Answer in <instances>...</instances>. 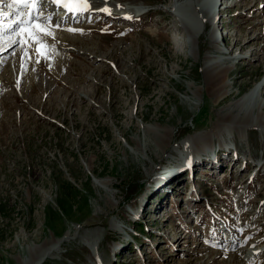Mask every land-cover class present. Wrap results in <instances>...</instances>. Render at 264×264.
Listing matches in <instances>:
<instances>
[{"label": "rangeland", "instance_id": "rangeland-1", "mask_svg": "<svg viewBox=\"0 0 264 264\" xmlns=\"http://www.w3.org/2000/svg\"><path fill=\"white\" fill-rule=\"evenodd\" d=\"M112 1L153 11L73 16L54 31L91 41L39 39L25 65L15 46L0 55V264H34L48 251L41 264H264V253L251 262L236 253L264 231V88L245 99L264 83V0ZM209 57L231 67L219 101ZM231 107L253 109L248 131ZM214 134L198 154L195 142ZM189 160L195 193L192 177L170 170ZM67 180L75 188L62 198ZM136 209L137 224L155 228L138 248Z\"/></svg>", "mask_w": 264, "mask_h": 264}, {"label": "bare ground", "instance_id": "bare-ground-1", "mask_svg": "<svg viewBox=\"0 0 264 264\" xmlns=\"http://www.w3.org/2000/svg\"><path fill=\"white\" fill-rule=\"evenodd\" d=\"M8 1L9 0H0V19H2V20H4L5 18H9L8 12L5 11L3 9V7H2L3 5H5L6 3H8ZM38 1L43 6L44 11L46 10V12H44V13H48L47 11L51 10V12L48 15V17H50V16L53 17L51 20H54V21H56L55 20L56 18L58 19V21H61V20L63 21V18H64V20L65 19H71V17H73V16H77L78 17L80 14H83V16L86 17L90 13H96V14H100V15L105 14V13L106 14L108 13V14H110L112 16L116 14V15H119L122 18V20H129V19L131 20V19H135L134 17L142 16L143 15V13H142L143 11L140 10L139 8H137V7H131V6H129L132 9L129 10V11H127V7H126L127 5H121V6H119L117 2L115 3L112 0H87L88 7H84L85 10H82L81 11V10L74 9L73 11H69L68 8L67 9L63 8L64 10H62V11H65L64 14H61V12H60V9H61L60 7L61 6L59 5V3L57 1H55V0H38ZM95 7H97L96 8L97 10H94ZM123 7H124V9H122ZM53 10L54 11L55 10L57 11L56 14H53L54 13ZM120 11H124V14H121ZM149 11H153V10H148V11H146V13L148 14ZM58 14H60V15H58ZM206 15L208 16V14H206ZM46 17H47L46 15H43L40 18V20L45 21L46 20ZM23 20H24V17L23 16H19V17L15 18L14 20H10V22H13V23L10 24L7 27V30L4 29L0 25V27L3 29V32L2 33H4V34L5 33H10V34H7V36L5 38H3V39L0 40V45L2 46V47H0V55L2 54L1 57H4L5 56V53H8L12 49V47L13 46H16L18 43L21 44V46L19 47V50L20 49L22 50V48L24 46H30L31 43H32V38L33 37L36 38V36L37 37L40 36L41 37L40 39L43 38L45 40L44 42H48L50 45H56L57 44V43H55L56 40H60L58 42H60L61 44H65L67 41H70V39L77 40V41H81L82 44L85 43V42H87L88 39L90 40V38H88V39L86 38L87 40H85V38L84 37H81V35H74L73 33H68V32L67 33L66 32H63V34L61 32L60 33H56V31L49 29V27H47L45 25H42L41 26V28L44 29V31L38 30L37 27H33V29L27 28L25 30V32L22 31L23 30L22 27L20 28V30H17V26L19 25V22H22ZM6 22L7 21L3 22V24H6ZM52 25H54L53 22H52ZM69 29H71V28H69ZM45 31L46 32H50L51 35L44 34ZM201 34H202V32H200V30H199L197 32V37L199 38L201 36ZM84 36H85V34H84ZM86 37H88V36H86ZM42 44L44 45V43H40L39 45L41 46ZM95 46H94V48H95ZM247 46H248V44L247 43H244L243 45L240 46V49L241 50H244V49L247 48ZM89 47H90V45H89ZM42 48H43V46H42ZM220 51H221V49H220ZM228 51H229V49H228ZM228 51L222 49L221 52L222 53L223 52H227L228 53ZM209 61L207 62L208 64H207V67H206V76H207L206 81L208 82V85H210V87H208V88H211L213 90V93L217 94L216 97H217V100L219 101V100H222V99L226 98L230 94L229 84H228V78L231 76V67L229 65L225 64V62L222 59H220V60H213V57H209ZM259 88H260V90H259ZM263 88H264V83L261 86L259 85V86L255 87L254 89H251L247 94H245V95H247V97H245V99L248 98L250 100L253 97V95L255 93H257L258 90L262 93ZM199 92H202V89L199 90L198 93ZM247 104H249V103H247ZM263 110H264V106L261 107V110H258L259 113L257 115V119H258L257 120V123L260 124V125H262V126L264 125V115L262 113ZM252 111H253V109H248V108L244 109L242 107L241 108L240 107H237V108L231 107L229 109V111H228L229 112L228 116H229V118H231V121L234 124H236V123L239 124L240 123L239 124V127H240L241 124L244 125L243 127L246 126L247 127V131H248V128L250 127L248 123H250L251 120H252V118H253ZM249 114H252V115H249ZM252 124H253V122H252ZM214 138H215V134L214 135H210L205 140H202V141H199V142H195L196 143V146L199 147V149H197L198 154H201V153L204 154L206 150L208 151V148H213L216 143L214 142V143H211L210 144V140L211 139H214ZM206 141L209 142L208 143V146L207 145L206 146H202L203 144H205ZM231 151H233V150L231 149ZM221 154H223V153H221ZM192 160H194V159H192ZM192 160H191V165H192ZM246 161L248 162L246 166H248V164H251V161L250 160H247V158L243 162L245 163ZM253 164H254L255 167L256 166L258 167L257 172L263 166V164L260 165V166L259 165H255V163H253ZM251 166H252V164H251ZM243 168H244V165H242V170H244ZM163 174H164V172L162 173V176H163ZM107 183H108V181H107ZM96 217H97V219L100 218L99 216H96ZM234 241L232 240L230 242L233 243ZM229 245H230V243H229ZM233 246H234V243L232 244L231 248H224V251L222 252L223 255H224V253H226V255L227 254H229V255L232 254V252L231 253H228L227 251L230 250V249H232ZM49 252L50 251L41 253L37 258L34 259L35 260L34 261L35 263L34 262L33 263L34 264H41V263H43L47 259V257L50 256L49 255ZM236 253H237V255L239 256V258L242 261L251 262L250 260L253 261V259L257 258L259 255H261L262 253H264V251L261 249V247H257V249L255 248V250L254 249H251V250L249 249V250H244V252L241 249L240 250L238 249ZM229 255L226 256V258H228ZM225 260H227V259H225ZM246 263L247 262L242 263V264H246Z\"/></svg>", "mask_w": 264, "mask_h": 264}, {"label": "trees", "instance_id": "trees-1", "mask_svg": "<svg viewBox=\"0 0 264 264\" xmlns=\"http://www.w3.org/2000/svg\"><path fill=\"white\" fill-rule=\"evenodd\" d=\"M89 179L91 180V176L89 177ZM73 188H75V186L71 181L67 180L66 182H64L63 187L61 185V188H60V195H61L60 197L69 198L70 197V191ZM57 203L59 205V208L63 209L61 202L57 201ZM134 228L139 230V231H143V225L141 223L134 225Z\"/></svg>", "mask_w": 264, "mask_h": 264}, {"label": "snow or ice", "instance_id": "snow-or-ice-1", "mask_svg": "<svg viewBox=\"0 0 264 264\" xmlns=\"http://www.w3.org/2000/svg\"><path fill=\"white\" fill-rule=\"evenodd\" d=\"M27 2L28 0H14V3H25L26 4ZM57 2H59V0H57ZM81 2L83 3L84 7H88L87 0H66V2L64 3V7H67L69 11H73L74 9L71 5L74 3H81ZM33 6H34V3H33ZM36 27L38 30L44 31V29H42L40 25H37ZM44 34L51 35L50 32H46V31L44 32Z\"/></svg>", "mask_w": 264, "mask_h": 264}, {"label": "water", "instance_id": "water-1", "mask_svg": "<svg viewBox=\"0 0 264 264\" xmlns=\"http://www.w3.org/2000/svg\"><path fill=\"white\" fill-rule=\"evenodd\" d=\"M98 219L96 217V215L94 214L90 219L86 220L85 222L81 223V225H91L94 223H97Z\"/></svg>", "mask_w": 264, "mask_h": 264}]
</instances>
